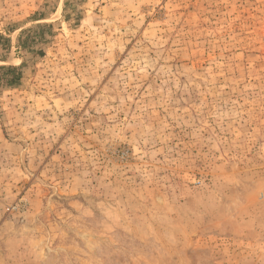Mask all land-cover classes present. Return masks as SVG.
I'll return each mask as SVG.
<instances>
[{
	"label": "rangeland",
	"instance_id": "obj_1",
	"mask_svg": "<svg viewBox=\"0 0 264 264\" xmlns=\"http://www.w3.org/2000/svg\"><path fill=\"white\" fill-rule=\"evenodd\" d=\"M21 65L0 264H264V0H0Z\"/></svg>",
	"mask_w": 264,
	"mask_h": 264
},
{
	"label": "trees",
	"instance_id": "obj_2",
	"mask_svg": "<svg viewBox=\"0 0 264 264\" xmlns=\"http://www.w3.org/2000/svg\"><path fill=\"white\" fill-rule=\"evenodd\" d=\"M42 27V26H41ZM44 27V26H43ZM21 42H18V48H21ZM24 67V65H21L19 67H15V66H3L0 67V75L2 76H6V78H8V75H12L11 79H7V81L5 82V85L9 86V87H15L18 85L19 83V70Z\"/></svg>",
	"mask_w": 264,
	"mask_h": 264
}]
</instances>
